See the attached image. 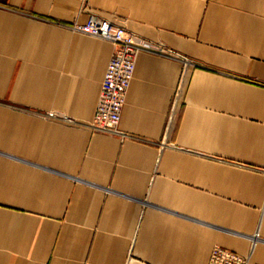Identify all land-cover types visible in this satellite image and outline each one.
<instances>
[{
  "label": "crops",
  "instance_id": "1",
  "mask_svg": "<svg viewBox=\"0 0 264 264\" xmlns=\"http://www.w3.org/2000/svg\"><path fill=\"white\" fill-rule=\"evenodd\" d=\"M0 3V264H264V0ZM91 12L163 48L119 134L89 125L114 48L72 28Z\"/></svg>",
  "mask_w": 264,
  "mask_h": 264
},
{
  "label": "built area",
  "instance_id": "2",
  "mask_svg": "<svg viewBox=\"0 0 264 264\" xmlns=\"http://www.w3.org/2000/svg\"><path fill=\"white\" fill-rule=\"evenodd\" d=\"M0 7H3L0 3ZM74 30L99 37L113 43V54L106 68L101 85L100 94L96 104L94 117L90 126L94 130L105 131L111 134H119V123L126 95L134 78L137 56L143 50H161L162 46L151 41L144 40L134 32L126 28L123 23L90 13L85 23L76 22L72 25ZM185 65L189 59L184 58ZM178 96L173 100L165 127L166 134L175 123L179 110ZM49 118L70 123L65 116H59L56 112H49ZM208 264H250V256L242 255L221 245H215L211 251Z\"/></svg>",
  "mask_w": 264,
  "mask_h": 264
}]
</instances>
